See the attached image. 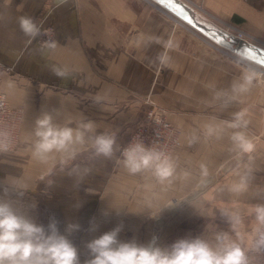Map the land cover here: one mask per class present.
<instances>
[{"label": "crops", "instance_id": "obj_1", "mask_svg": "<svg viewBox=\"0 0 264 264\" xmlns=\"http://www.w3.org/2000/svg\"><path fill=\"white\" fill-rule=\"evenodd\" d=\"M182 2L264 41V0ZM22 17L38 29L44 19L55 30L54 44L41 43L39 32L25 34ZM180 22L157 0H0V61L13 68L3 74L2 87L11 106L25 111L17 149L0 154V199L45 227L54 217L60 233L76 239V247L83 246L85 231L95 239L121 226V242L147 245L155 238L157 246L170 248L177 240L198 237L215 244L218 233L236 240L239 231L244 246L251 248L248 237L257 226L251 209L264 205V135L254 86L248 94L233 93L231 85L238 80L226 78L229 87L222 81L219 87L226 94L218 97V91L198 89L193 82L197 66H176L172 85L181 88L187 76L189 89L187 95H172L173 107H167L182 134L169 160L173 175L161 181L151 168L132 174L120 155L145 103L163 101L160 82L167 74L154 89L155 66H118L115 56L173 53L164 42L172 39L179 46ZM203 76L207 83L213 75ZM241 112L246 127H230ZM44 113L60 126L93 125L74 160L61 163L60 155L52 154L42 163L33 156L36 120ZM235 132H242L254 150L240 151L231 139ZM99 134L114 138L110 157L93 147ZM242 177L247 189L236 191ZM234 215L242 219L235 231L229 219ZM78 254L81 264L91 258L84 250ZM248 255L250 264H263L257 252Z\"/></svg>", "mask_w": 264, "mask_h": 264}, {"label": "clouds", "instance_id": "obj_2", "mask_svg": "<svg viewBox=\"0 0 264 264\" xmlns=\"http://www.w3.org/2000/svg\"><path fill=\"white\" fill-rule=\"evenodd\" d=\"M22 31L30 36L39 32L37 26L28 17L19 20ZM156 43H161L156 38ZM166 49L176 47L172 39L164 42ZM161 63L167 61V55L160 57ZM264 77V73L255 70L242 69L239 82L232 85L233 93H245L254 81ZM221 93H217L219 97ZM244 113H237L232 128L246 127ZM93 125L81 123L76 128L60 126L53 123L49 113L42 114L35 124L33 136V156L46 163L52 154L60 155V162L74 160L80 147L86 143L85 134L91 132ZM212 131L209 126V132ZM8 134L0 132V137ZM234 145L244 153L254 150V145L242 132H235L231 137ZM93 147L97 154L110 157L113 152L114 138L107 134L96 135ZM0 150H6V145L0 141ZM124 164L130 173L135 174L145 169H153L154 175L161 181L173 175V166L163 153L145 148L141 143L130 146L124 152ZM205 175L207 172L205 170ZM247 189L246 177H242L236 186V191ZM3 192L8 195V188ZM17 196H23V190H17ZM252 212L255 214V236L251 248L244 246L245 239L236 231V240L229 238L227 233H218L216 243L212 244L201 238L180 239L170 248L157 246L155 238L147 244H138L134 240L121 242L118 234L121 226L104 233L87 243L90 259L85 264H250L249 251L260 252L264 249V205H257ZM233 230L242 223L239 215L230 216ZM70 229L79 230V225H70ZM90 230H94L90 229ZM252 240V236L248 237ZM0 264H81L77 247L60 233L57 221L50 218L47 227L38 224L33 218L19 213L11 202L0 199Z\"/></svg>", "mask_w": 264, "mask_h": 264}, {"label": "rangeland", "instance_id": "obj_3", "mask_svg": "<svg viewBox=\"0 0 264 264\" xmlns=\"http://www.w3.org/2000/svg\"><path fill=\"white\" fill-rule=\"evenodd\" d=\"M196 12L205 15L206 17H210L206 14L205 9L201 7H192ZM215 22V19L210 18ZM216 23L220 25L221 27L230 30L229 32L235 34V35H241L242 38H244L246 41H248L250 44L260 48L264 52V41L245 36L244 34H241L239 31L231 29L228 24H225V22L217 21ZM41 24L45 26H50L53 29L54 33V40L52 43H44L41 40ZM39 26V39L41 43L46 44V45H52L56 41L55 37V30L54 28L45 23L44 19L38 24ZM177 27H179V39H180V44L176 48H171L170 51H174L173 53H168L167 55V61L165 63H161L160 61V56H152V55H145V56H136V55H116L115 57L117 58L118 61V66H121L122 64H125L127 62V65H132L133 66H138L140 64L141 66H155L152 72L153 75V84L154 89L157 87V81L159 82V79H161L162 73H166V77L162 78V81L160 82L163 84V92H162V97L161 99L164 101L161 102H146V109L144 113L140 116L139 120L136 123L135 129L137 127L138 122L141 120V118L145 115L147 110L149 109L150 106H156L166 112V116L169 120V122L172 124V122L169 119V114L171 112L170 109L167 107L170 106L173 107V99L172 95L174 94H181V95H187L188 92V77H184L183 83L185 85H181V88L176 87L172 85L173 83V78L175 77L174 75L177 73L176 72V66H197V79L196 77L193 78V82H195L198 86V89L201 90H213L215 92L218 91L217 93H221V95H225L226 92L222 91L219 86H221L222 81L227 80H240L241 74H242V69H248V70H255L258 73H264V63L261 61H258L256 59H253L249 56L239 54L236 52H232L226 48H223L202 34H200L198 31H196L194 28L189 26L187 23L183 22L181 20L180 24H177ZM176 27V28H177ZM157 58V61L156 59ZM140 59L144 60L140 62ZM1 64L4 66H8L0 61ZM148 64V65H145ZM12 70L13 68L9 66ZM12 72V71H11ZM8 73V72H5ZM3 73V74H5ZM212 73V77L210 78L209 81L203 82L201 78H204L203 75H209ZM202 75V77H201ZM196 80V81H195ZM212 80V83H211ZM2 81H3V75H2V80H1V88L2 87ZM232 83L230 82V85ZM207 85V88H206ZM233 85V84H232ZM231 85V86H232ZM230 86V88H231ZM254 86L255 91L257 92L259 90V96H260V112H261V133L264 135V77H261L260 80L254 81L251 87ZM223 87H229V83L227 81L223 82ZM186 89V90H185ZM4 91V90H3ZM5 92V91H4ZM249 92H245V94H248ZM251 93V92H250ZM7 95V94H6ZM8 97V95H7ZM9 99V98H8ZM10 102V101H9ZM14 108V107H13ZM20 109L23 111V118H22V124H23V119H24V114L25 111L22 107ZM173 125V124H172ZM174 126V125H173ZM175 127V126H174ZM177 128V127H175ZM134 129V131H135ZM178 129V128H177ZM179 130V129H178ZM133 131V132H134ZM180 131V130H179ZM132 132V134H133ZM181 132V131H180ZM21 133H22V126H21ZM21 133H20V139H21ZM132 136V135H131ZM182 136V134H181ZM131 138V137H130ZM264 136H262V139ZM130 140V139H129ZM128 140V142H129ZM20 142V140H19ZM127 142V143H128ZM126 143V144H127ZM182 143V139H181ZM125 144V145H126ZM19 145V143H18ZM17 145V147H18ZM124 145V146H125ZM123 146V147H124ZM17 147L11 151V152H4V153H12L14 152ZM122 147V148H123ZM122 150V149H121ZM3 154V153H0ZM175 154V153H174ZM121 155V152H120ZM122 156V155H121ZM123 157V156H122ZM125 158V157H123ZM92 236V231H85L84 232V244L83 246L80 245L77 247L78 253L80 251L84 250V253L89 254V251L86 247L87 243L93 240ZM69 239V238H68ZM73 244L76 243V239H69Z\"/></svg>", "mask_w": 264, "mask_h": 264}, {"label": "built area", "instance_id": "obj_4", "mask_svg": "<svg viewBox=\"0 0 264 264\" xmlns=\"http://www.w3.org/2000/svg\"><path fill=\"white\" fill-rule=\"evenodd\" d=\"M41 40L44 43H52L54 40L53 29L41 24ZM241 38L242 36L239 35ZM9 66L0 63V132H5L6 137H0V141L6 145V150L0 153L13 151L20 140L23 111L13 108L6 93L1 88L2 75L11 72ZM148 102V101H147ZM141 143L145 148L155 149L164 154L169 160L181 146V132L168 120L166 112L156 106H150L145 115L138 122L129 142L122 148L121 155L130 146ZM223 233V232H220ZM255 236H252V244ZM264 264V249L258 252Z\"/></svg>", "mask_w": 264, "mask_h": 264}, {"label": "water", "instance_id": "obj_5", "mask_svg": "<svg viewBox=\"0 0 264 264\" xmlns=\"http://www.w3.org/2000/svg\"><path fill=\"white\" fill-rule=\"evenodd\" d=\"M157 1L215 44L264 63V52L260 48L229 32L205 15L196 12L182 0Z\"/></svg>", "mask_w": 264, "mask_h": 264}, {"label": "bare ground", "instance_id": "obj_6", "mask_svg": "<svg viewBox=\"0 0 264 264\" xmlns=\"http://www.w3.org/2000/svg\"><path fill=\"white\" fill-rule=\"evenodd\" d=\"M226 30H228V29H226ZM228 31H230V30H228ZM239 36V35H238ZM240 37V36H239ZM241 38V37H240ZM244 39V38H243ZM245 40V39H244Z\"/></svg>", "mask_w": 264, "mask_h": 264}]
</instances>
